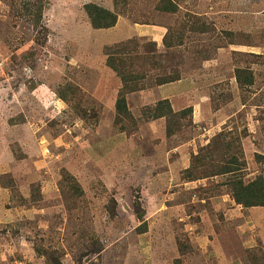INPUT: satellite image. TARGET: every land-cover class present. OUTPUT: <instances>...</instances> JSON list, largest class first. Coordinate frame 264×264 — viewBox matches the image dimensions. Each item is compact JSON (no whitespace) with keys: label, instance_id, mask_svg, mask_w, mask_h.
Wrapping results in <instances>:
<instances>
[{"label":"rangeland","instance_id":"rangeland-1","mask_svg":"<svg viewBox=\"0 0 264 264\" xmlns=\"http://www.w3.org/2000/svg\"><path fill=\"white\" fill-rule=\"evenodd\" d=\"M157 1L127 0L116 27L94 30L84 5L114 9L116 0H0V264H48L41 250L63 264H264V207L237 205L230 176L211 170L235 156L244 181L264 176V56L223 48L225 32L264 47V0H183L176 15L157 13ZM194 14L210 32L187 29L170 60L183 95L162 90L176 111L193 107V124L168 136L165 118H146L161 99L154 86L127 96L138 123L128 135L115 125L122 84L105 48L134 37L136 20L164 28L138 32L144 52L163 51L156 36ZM248 63L260 66L240 92L233 68ZM220 134L230 148L211 158L206 147ZM199 153L205 168L189 178Z\"/></svg>","mask_w":264,"mask_h":264},{"label":"trees","instance_id":"trees-1","mask_svg":"<svg viewBox=\"0 0 264 264\" xmlns=\"http://www.w3.org/2000/svg\"><path fill=\"white\" fill-rule=\"evenodd\" d=\"M38 1L40 3V0ZM116 1L114 9H109L96 3H87L84 5V12L94 30H108L117 26L119 18L125 14L124 8L127 6V0H122V2H120V0ZM182 2L183 0H158L155 5V11L165 15H176L181 11ZM200 20V16L194 14L190 17L188 16V19L181 22L182 26L178 29H171L169 27L165 28L164 35L160 39L162 40L165 51L155 50L153 52H144L142 50V42L145 39L143 37H138V35H134V37L129 38L124 42L105 48L107 59L106 65L115 72L122 84L115 103V125L118 126L120 124V129H124L128 135L137 130L138 123L128 106L127 96L150 89L154 86H165L182 80V74L176 68H173L170 60L175 59L173 50L178 48V42L182 43V39L185 38L188 28L192 33L198 35H204L210 32V26L204 22H200ZM138 22L139 21L135 20L134 24L154 25L158 29H162L161 26L148 21L141 23ZM200 23L202 24L200 25ZM225 34L228 41L227 46H223V48L229 50V52V44L247 45V43L253 42V39L250 36H248L249 41L247 42L243 39V35H241L242 38L240 40L237 38L233 40L231 38L232 32H225ZM239 54L240 53H238V55ZM245 55L251 56L249 54ZM255 57L258 58L256 55ZM249 64L251 63L235 68L234 78L236 80V89L240 92L250 91L255 84V73L253 69H250ZM59 96L63 101H69L64 93L59 94ZM234 99L235 95L233 98L231 93L229 97L225 96V99H222L225 101L218 100V104L219 106L227 105L232 103ZM211 100H214V98L211 97ZM177 104L180 105L179 100ZM151 106L152 107H148L145 112L150 110L152 113L144 115H147L146 118H151L152 120L165 118L166 133L168 136L174 135L176 131L183 126L186 127L193 124V107H183V109L176 111L172 106V99L169 100L162 98ZM77 112H80L79 114H81V111ZM222 136V134H220V136H215L212 139L211 144L206 147L207 150H209V152H207L209 153L208 155L211 154V158H214L215 154L227 152L226 149L230 148L229 142L224 141ZM207 158L208 156H201V153L196 155L192 165L186 170L185 175L189 178H196V174L201 171L200 166L203 165L204 167ZM225 160L226 162L220 166H214L213 163H211V166H213L211 170H213V172L217 171L218 174L230 176L227 184H229L231 188V197L235 203L237 205H242L245 208L264 207V176L260 175L253 180L246 182L244 181V178L239 175L240 173H238L240 171L237 167L239 164L238 158L231 156ZM256 160L259 163L264 164V156L257 154ZM66 178L70 184L69 188L73 187L74 191L81 196L83 191L81 187L75 183L73 177L67 175ZM135 215L140 223L137 230L140 234L146 233L148 231V223L145 219L146 212L139 201L135 205ZM38 252L39 256L46 258L48 264H63L60 258V253L58 254L56 251L41 250Z\"/></svg>","mask_w":264,"mask_h":264},{"label":"crops","instance_id":"crops-1","mask_svg":"<svg viewBox=\"0 0 264 264\" xmlns=\"http://www.w3.org/2000/svg\"><path fill=\"white\" fill-rule=\"evenodd\" d=\"M252 23H255V20H253L251 23H249V24H252ZM137 25V24H136ZM135 27V26H134ZM139 28V29H138ZM163 29V28H162ZM161 29H158L156 26H154V25H138L137 26V28L135 27V31H136V35H138V32H139V35L140 36H152L153 35V33L156 31H160ZM155 32V33H156ZM164 35V34H163ZM163 35H161V36H156V37H159V38H161ZM248 36H250L251 37V35H248ZM257 36H259L258 34H257ZM155 37V38H156ZM252 38V37H251ZM253 39V38H252ZM261 44L262 43H260V42H258V40H254L253 39V42H251V43H247V45H233V44H229V48H230V46L232 47H241V48H244L243 50L244 51H236L235 49H234V52H237V53H241V54H249V55H251V56H249V57H255V55L256 56H264V47H261ZM250 65V69H254V73L256 74V72H257V68L256 67H258V66H260L259 64H253V65H251V64H249ZM244 66V65H243ZM236 68V66L233 68V69H235ZM256 76V75H255ZM235 82H236V80H235ZM185 83H183V80H181V81H179V82H175V83H172V84H169V85H166V86H163V87H161L160 89H159V96H160V98H162V99H169V100H171L172 99V97H173V95H172V93H165V92H163L162 93V90H164V89H166V88H171V87H177V89H175V93L176 92H178L177 94H176V96H181V95H183V92H181V91H179V89L178 88H181V87H179V86H183ZM259 92H261V91H259ZM161 93H162V95H161ZM256 95V94H255ZM228 105V104H227Z\"/></svg>","mask_w":264,"mask_h":264}]
</instances>
